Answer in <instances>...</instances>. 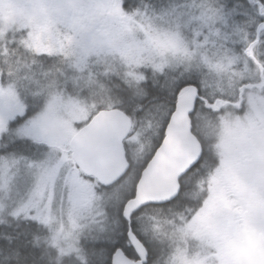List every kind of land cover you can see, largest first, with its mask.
Masks as SVG:
<instances>
[{
  "label": "snow or ice",
  "instance_id": "6c2138e0",
  "mask_svg": "<svg viewBox=\"0 0 264 264\" xmlns=\"http://www.w3.org/2000/svg\"><path fill=\"white\" fill-rule=\"evenodd\" d=\"M0 264H264V0H0Z\"/></svg>",
  "mask_w": 264,
  "mask_h": 264
},
{
  "label": "trees",
  "instance_id": "16d2710c",
  "mask_svg": "<svg viewBox=\"0 0 264 264\" xmlns=\"http://www.w3.org/2000/svg\"><path fill=\"white\" fill-rule=\"evenodd\" d=\"M154 2H157V0H154Z\"/></svg>",
  "mask_w": 264,
  "mask_h": 264
},
{
  "label": "rangeland",
  "instance_id": "374dc122",
  "mask_svg": "<svg viewBox=\"0 0 264 264\" xmlns=\"http://www.w3.org/2000/svg\"><path fill=\"white\" fill-rule=\"evenodd\" d=\"M157 2H159V0H157Z\"/></svg>",
  "mask_w": 264,
  "mask_h": 264
}]
</instances>
